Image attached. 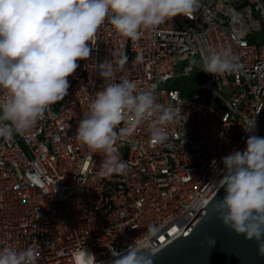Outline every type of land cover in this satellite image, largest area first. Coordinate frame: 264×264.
I'll list each match as a JSON object with an SVG mask.
<instances>
[{"label":"built area","instance_id":"obj_1","mask_svg":"<svg viewBox=\"0 0 264 264\" xmlns=\"http://www.w3.org/2000/svg\"><path fill=\"white\" fill-rule=\"evenodd\" d=\"M199 4L193 18L142 29L137 41L106 20L91 57L78 61L68 77L64 99L30 129L0 138V248L38 245L37 264H72L74 252L85 247L107 262L110 249L139 245L154 228L157 253L182 236L215 196L222 158L246 148L251 133L244 128L251 131L255 121V134L264 137V0ZM254 33L263 39H253ZM209 49L231 50L238 70L205 72L202 89L184 97L175 84L195 73L191 61L202 62ZM106 60L116 66V82L126 75L177 111L163 144L151 142L148 124L117 142V155L128 165L124 174L105 173V153L76 138L80 119L105 85L97 66ZM6 96L0 89V100ZM196 198L203 203L193 207Z\"/></svg>","mask_w":264,"mask_h":264},{"label":"clouds","instance_id":"obj_2","mask_svg":"<svg viewBox=\"0 0 264 264\" xmlns=\"http://www.w3.org/2000/svg\"><path fill=\"white\" fill-rule=\"evenodd\" d=\"M199 7V0H0V89L7 92L0 100V138L30 129L51 105L64 99L68 77L76 72L78 61L91 57L97 31L106 20L123 37L137 41L142 29L155 30L177 16L193 18ZM97 67L105 85L80 119L76 138L89 150L105 153V173L124 174L128 165L117 155V142L148 124L151 142L163 144L177 111L158 103L154 89L138 90L126 75L116 82L112 60ZM202 68L216 76L236 72L239 64L231 50L209 49ZM244 130L251 133L246 148L221 160L222 178L214 185L226 195L214 210L225 227L255 241L258 255L264 257V137L255 134V121L251 131ZM202 203L196 198L192 206ZM155 231L150 228L139 245L134 241L122 251L110 249L107 262L97 261L81 247L72 264H153ZM214 243L209 238V246ZM37 248L2 247L0 264H37Z\"/></svg>","mask_w":264,"mask_h":264},{"label":"water","instance_id":"obj_3","mask_svg":"<svg viewBox=\"0 0 264 264\" xmlns=\"http://www.w3.org/2000/svg\"><path fill=\"white\" fill-rule=\"evenodd\" d=\"M225 195L220 188L185 233L155 253L153 264H264L255 241L246 240L218 219L215 204ZM209 238L214 245L209 246Z\"/></svg>","mask_w":264,"mask_h":264},{"label":"rangeland","instance_id":"obj_4","mask_svg":"<svg viewBox=\"0 0 264 264\" xmlns=\"http://www.w3.org/2000/svg\"><path fill=\"white\" fill-rule=\"evenodd\" d=\"M251 37L257 41L263 39L262 33H254ZM191 64L194 66L195 73L189 77L180 79V81L175 84L178 86L181 85L184 97H188L195 92H199L206 80V74L203 72L202 62L199 59H193Z\"/></svg>","mask_w":264,"mask_h":264}]
</instances>
